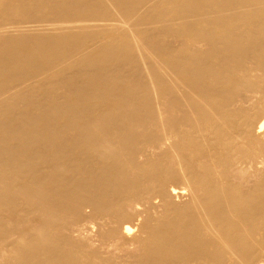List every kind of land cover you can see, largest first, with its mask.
Wrapping results in <instances>:
<instances>
[{
  "label": "bare ground",
  "instance_id": "obj_1",
  "mask_svg": "<svg viewBox=\"0 0 264 264\" xmlns=\"http://www.w3.org/2000/svg\"><path fill=\"white\" fill-rule=\"evenodd\" d=\"M0 264H264V0H0Z\"/></svg>",
  "mask_w": 264,
  "mask_h": 264
}]
</instances>
